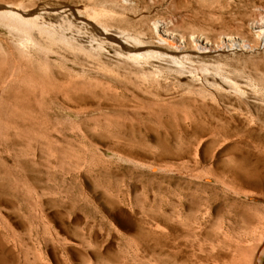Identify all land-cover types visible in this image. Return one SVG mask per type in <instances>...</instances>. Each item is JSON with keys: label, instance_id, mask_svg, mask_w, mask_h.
Returning a JSON list of instances; mask_svg holds the SVG:
<instances>
[{"label": "rangeland", "instance_id": "374dc122", "mask_svg": "<svg viewBox=\"0 0 264 264\" xmlns=\"http://www.w3.org/2000/svg\"><path fill=\"white\" fill-rule=\"evenodd\" d=\"M258 4L0 0V58L21 63L0 92V264H243L264 231ZM160 37L173 53L139 46Z\"/></svg>", "mask_w": 264, "mask_h": 264}, {"label": "bare ground", "instance_id": "6f19581e", "mask_svg": "<svg viewBox=\"0 0 264 264\" xmlns=\"http://www.w3.org/2000/svg\"><path fill=\"white\" fill-rule=\"evenodd\" d=\"M248 1V0H247ZM250 1H253L254 3L255 2H257V4L259 3L260 5H263L264 4V0H250ZM258 4V5H259ZM10 6V5H9ZM257 6V5H256ZM8 7V6H7ZM260 7V6H259ZM264 7V6H263ZM263 17V16H262ZM256 22V21H255ZM144 25V24H143ZM123 29V28H122ZM142 29V28H141ZM255 29H256V31L257 32H259V34H260V32H264V21H259V23L255 26ZM126 30V29H125ZM141 31V30H140ZM145 31V30H144ZM125 33V32H124ZM10 34V33H9ZM167 34V33H166ZM258 34V35H259ZM125 35V34H124ZM262 35H264V33L262 34ZM130 36V35H129ZM152 36V35H151ZM167 36V38H168V35H166ZM126 38V37H125ZM139 39V38H138ZM176 40V39H175ZM243 40V39H242ZM258 40V39H257ZM144 41V40H143ZM159 41H161V42H163V43H161V42H154V43H150V45H148V46H142L141 47V45L139 44V46H140V48L142 49V50H144L145 48L147 49V50H149V51H151L152 49L153 50H156V51H162V52H166V53H173V48H172V46L174 45H172V43H170V42H167L166 41V39L164 40L163 38H161L160 37V40ZM169 41V40H168ZM231 42V41H230ZM143 43V42H142ZM133 44V43H132ZM182 45V44H181ZM204 45H206V44H204ZM129 47V46H128ZM134 48H136V47H134ZM133 48V49H134ZM145 49V50H146ZM131 50V49H130ZM129 50V51H130ZM135 50V49H134ZM152 50V51H153ZM175 50V49H174ZM136 51V50H135ZM132 52V51H131ZM171 55V54H170ZM15 60V59H14ZM164 60V59H163ZM20 61H17L16 62V60L15 61H12V60H8V59H6V58H0V71L1 70H7V74L10 76V77H6V78H4V79H2V80H0V92H1V89L7 84V82L9 81V80H11V77L12 76H14L17 72H19L20 71V64L21 63H19ZM23 62V61H22ZM75 62V61H74ZM169 62V61H168ZM23 64V63H22ZM174 64V63H173ZM25 65V64H24ZM79 65V64H78ZM22 66V65H21ZM40 67V66H39ZM38 67V68H39ZM32 69V68H31ZM37 70V69H36ZM119 70V69H118ZM147 71V70H146ZM45 72V71H44ZM107 73H108V71H107ZM143 73V72H142ZM29 74V73H28ZM48 75V74H47ZM50 75V74H49ZM107 75V74H106ZM114 75V74H113ZM113 75H111V77L113 76ZM107 76H109V74L107 75ZM120 77V76H119ZM134 77V76H133ZM10 78V79H9ZM48 78V77H47ZM113 78V77H112ZM118 78V77H117ZM121 78V77H120ZM145 78V77H144ZM23 80V82H25V83H28V84H30V85H34L36 82H35V80L34 79H32L31 77H30V74H29V77H28V75H24V78L22 79ZM49 80V79H48ZM14 81V80H13ZM21 81V80H20ZM42 82V81H41ZM107 82V81H106ZM20 83V82H19ZM51 83V82H50ZM110 83V82H109ZM108 83V84H109ZM22 84V83H21ZM73 83H71V85H72ZM28 86V85H27ZM35 86V85H34ZM40 86V85H39ZM22 87V86H21ZM27 88V87H26ZM39 88V87H38ZM166 88V87H165ZM176 88V87H175ZM13 89V88H12ZM37 89V88H36ZM179 89V88H178ZM39 90H43V87H42V89H39ZM38 90V91H39ZM44 90H46L45 89V87H44ZM171 90V89H170ZM165 91V90H164ZM36 92V91H35ZM42 92V91H41ZM41 92H39V93H41ZM45 92V91H44ZM38 93V92H37ZM186 93V92H185ZM20 94V93H19ZM18 94V95H19ZM163 94V93H162ZM177 94H180V93H178L177 92ZM183 94V93H182ZM34 95V94H33ZM36 96V95H35ZM16 97H17V95H16ZM42 97V96H41ZM165 98V97H164ZM21 99V98H20ZM20 99H19V101H20ZM164 100V99H163ZM148 101V100H147ZM159 102V101H158ZM253 109V108H252ZM0 111H1V109H0ZM20 111V110H19ZM7 114V113H6ZM254 119V118H253ZM239 191V190H238ZM239 193H241L244 197H246V196H249V194H247V193H245V192H243V191H239ZM253 195V194H252ZM263 216H261V218H262ZM264 218V217H263ZM262 218V219H263ZM238 223V222H237ZM260 223H262V222H260ZM246 224V223H245ZM252 226V225H251ZM218 230V229H217ZM196 232V231H195ZM218 232V231H217ZM242 232V231H241ZM207 234V233H206ZM237 234V233H236ZM244 234V233H243ZM249 235V234H248ZM251 235V234H250ZM183 237H184V234H183ZM239 237V236H238ZM245 237V236H244ZM225 238V237H224ZM227 238V237H226ZM243 238V237H242ZM190 239V238H189ZM193 239V238H192ZM229 240H231V237L230 238H228ZM233 240V239H232ZM234 240H236V239H234ZM239 240V239H238ZM185 241V240H184ZM250 241V240H249ZM188 242V241H187ZM237 242V241H236ZM166 244V243H165ZM175 244V243H174ZM232 245H233V243H232ZM241 245H242V243H241ZM240 245V246H241ZM256 245V244H255ZM213 246V245H212ZM251 246V245H250ZM180 247V246H179ZM191 248V247H190ZM208 248V247H207ZM223 248V247H222ZM215 249V248H214ZM248 249H250L249 247H248ZM197 251V250H196ZM234 251V250H233ZM175 252V251H174ZM185 255V254H184ZM199 255V254H198ZM242 255V254H241ZM244 255V256H243ZM243 255L242 256H240L241 258L243 257V264H264V231L260 234V236H259V241L257 242V245L252 249V250H250V251H248L247 253H245L244 254V252H243ZM189 256V255H188ZM185 257V256H184ZM239 257V258H240ZM173 259V258H172ZM175 260V259H174ZM178 260V259H177ZM204 261V260H203ZM176 263V262H175ZM173 264V263H172ZM177 264V263H176ZM238 264H239V262H238Z\"/></svg>", "mask_w": 264, "mask_h": 264}]
</instances>
